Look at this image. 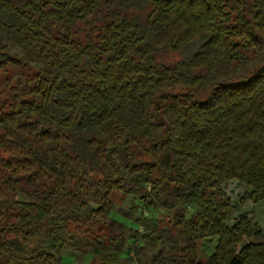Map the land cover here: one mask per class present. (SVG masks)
Instances as JSON below:
<instances>
[{"label": "trees", "instance_id": "trees-1", "mask_svg": "<svg viewBox=\"0 0 264 264\" xmlns=\"http://www.w3.org/2000/svg\"><path fill=\"white\" fill-rule=\"evenodd\" d=\"M9 68L0 264H264L223 187L264 205V0H0Z\"/></svg>", "mask_w": 264, "mask_h": 264}, {"label": "rangeland", "instance_id": "rangeland-1", "mask_svg": "<svg viewBox=\"0 0 264 264\" xmlns=\"http://www.w3.org/2000/svg\"><path fill=\"white\" fill-rule=\"evenodd\" d=\"M165 60L175 61L180 58L177 53H166L164 55ZM28 71H17L15 69L9 68L6 72L0 71V106L5 98L6 90L14 83L15 79L21 75H27ZM4 111H6L4 109ZM225 193L231 200L233 205V215L231 218V223L235 221L238 215H245L253 226V234L251 237H244L243 242L253 241L260 242L264 241V205L261 203H253L248 200H244L243 196L247 191L246 185L239 183L237 181H229L223 186ZM114 201V209L111 216L114 219L124 223L127 226L137 229L139 232L143 231V228L136 225L132 221L127 220L122 214L123 211L130 212V218L135 219V217L140 216L141 207L137 206L131 207L130 196H124L121 193H114L112 197ZM136 203V201H134ZM143 218H148L154 220L159 218L162 220V226H169V219L166 218V211H158V213L150 214L147 211H143ZM160 220V221H161ZM89 236V235H88ZM87 236V237H88ZM90 238V236H89ZM216 241L214 239H208L198 243V258H205L211 254L214 250ZM158 249V248H157ZM155 248L154 251H157ZM62 261L64 264H97V259L91 253H79L73 252L70 249H65L62 251Z\"/></svg>", "mask_w": 264, "mask_h": 264}]
</instances>
